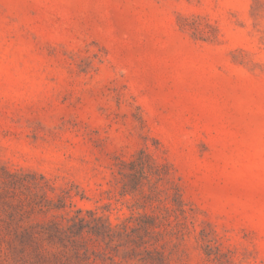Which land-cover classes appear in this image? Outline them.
<instances>
[{"label":"rangeland","instance_id":"1","mask_svg":"<svg viewBox=\"0 0 264 264\" xmlns=\"http://www.w3.org/2000/svg\"><path fill=\"white\" fill-rule=\"evenodd\" d=\"M0 264H264V0H0Z\"/></svg>","mask_w":264,"mask_h":264}]
</instances>
